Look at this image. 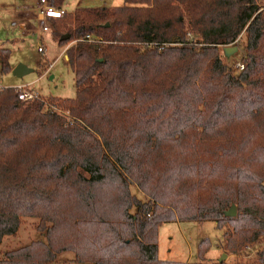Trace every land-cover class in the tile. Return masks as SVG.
<instances>
[{"label": "trees", "instance_id": "trees-1", "mask_svg": "<svg viewBox=\"0 0 264 264\" xmlns=\"http://www.w3.org/2000/svg\"><path fill=\"white\" fill-rule=\"evenodd\" d=\"M124 1L50 19L59 45L75 42V98L55 100L68 116L0 89V247L23 218L43 236L0 264L63 253L75 264H189L158 258V229L172 222H214L231 256L264 242V8ZM241 36L234 73L218 47ZM9 57L0 52L1 74ZM209 247L199 243V261ZM196 264H264V249L254 261Z\"/></svg>", "mask_w": 264, "mask_h": 264}, {"label": "rangeland", "instance_id": "rangeland-1", "mask_svg": "<svg viewBox=\"0 0 264 264\" xmlns=\"http://www.w3.org/2000/svg\"><path fill=\"white\" fill-rule=\"evenodd\" d=\"M124 4V0H66L62 11L71 13L78 8H109ZM257 4L260 8H264V0H257ZM38 6L39 0H0V52L10 51L11 66L22 64L33 71L22 78L14 77L12 72L0 73V89L13 88L20 96L26 92L33 96L30 101L43 102L46 108L68 116L63 108L55 105V100L75 98L74 74L67 63L66 54V50L75 42H70L66 46L59 45L52 37V25L55 23L52 21L48 24L50 32L42 35ZM243 41L244 36H241L238 42L229 46L237 48V52L229 58H225L223 54L224 47H218L220 56L234 73L239 71L237 65L243 64L242 60L245 56ZM39 46L44 48V55L38 53ZM21 87L24 88L18 89ZM131 192L140 200H144V196L136 186L131 187ZM37 225L38 220L23 218L16 235L4 238L0 247V258L5 252L16 250L34 241H43ZM205 239L210 242V247L204 258L199 261L198 245ZM221 242L222 232L217 229L214 222L167 223L158 229V258L163 261L189 264L216 263L223 254H226L227 259L224 262L237 263L254 261L256 253L264 249L263 242L246 247L237 256H231L220 248ZM52 264H75L74 255L63 253Z\"/></svg>", "mask_w": 264, "mask_h": 264}, {"label": "built area", "instance_id": "built-area-1", "mask_svg": "<svg viewBox=\"0 0 264 264\" xmlns=\"http://www.w3.org/2000/svg\"><path fill=\"white\" fill-rule=\"evenodd\" d=\"M38 12H39L38 19L42 24V27L40 29V32L42 35L50 32V28L48 26L50 19L61 18L64 15V12L61 9H56L52 6L50 0H39ZM86 39L91 40V38L89 36H87ZM37 51L41 55L45 54V50L41 46L38 47ZM243 68L244 67L242 64L237 65V69L239 71H242ZM22 88H24V87H21L18 89L21 90ZM20 97H21L22 101H24V102L30 101V99L33 98V96L31 94H28L26 92H23V94Z\"/></svg>", "mask_w": 264, "mask_h": 264}, {"label": "water", "instance_id": "water-1", "mask_svg": "<svg viewBox=\"0 0 264 264\" xmlns=\"http://www.w3.org/2000/svg\"><path fill=\"white\" fill-rule=\"evenodd\" d=\"M237 52L236 47H224L223 48V54L226 58H229L231 55L235 54ZM12 75L17 78H22L30 73H32L31 69H28L22 64L17 65L12 69ZM226 217H235L236 216V208L235 206H232L229 211L225 213ZM227 259V255L223 254L222 257L219 259V262H224Z\"/></svg>", "mask_w": 264, "mask_h": 264}, {"label": "crops", "instance_id": "crops-1", "mask_svg": "<svg viewBox=\"0 0 264 264\" xmlns=\"http://www.w3.org/2000/svg\"><path fill=\"white\" fill-rule=\"evenodd\" d=\"M62 9H63V7H62ZM62 9H61V10H62ZM24 16H25V15H24ZM32 19H34V17H33ZM24 20H25V19H24ZM13 68H14V67L12 66V69H13ZM32 72H33V71H32Z\"/></svg>", "mask_w": 264, "mask_h": 264}]
</instances>
